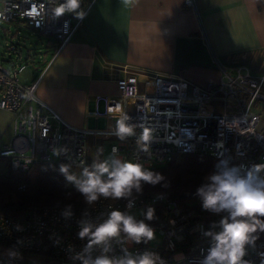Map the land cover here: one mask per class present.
<instances>
[{
    "label": "built area",
    "instance_id": "built-area-1",
    "mask_svg": "<svg viewBox=\"0 0 264 264\" xmlns=\"http://www.w3.org/2000/svg\"><path fill=\"white\" fill-rule=\"evenodd\" d=\"M65 0H0V22L51 38L59 52L80 26L91 0H80L76 12L54 14L53 8ZM35 7L36 11L32 9ZM187 11L196 10V0H183ZM7 56L0 60V109L11 114L12 138L0 147V159L11 170L25 171L35 163H57L73 167L86 165L89 149L99 141L111 140L110 151L145 168L162 166L176 156L207 154L242 170L264 164V73L254 74L245 65L226 66L218 57L213 62L220 78L199 84L182 76L123 70L115 78L116 93L102 100V109L93 114L109 122L102 126H74L66 122L37 94L39 77L26 83L19 74L24 69L17 43L6 42ZM7 64V65H5ZM128 117L133 135L124 139L116 134L117 119ZM149 139L141 140L145 130ZM264 176V171L260 173ZM23 188V186H20ZM129 200L133 206L127 207ZM148 207L154 218L145 219ZM113 208L144 220L157 238L138 244L122 238L112 242L110 256L155 253L163 264H202L210 246L204 233L221 214L204 210L191 201L180 204L165 192H152L122 201L101 199L92 206L72 210L47 206L30 208L12 216L0 211V246L23 253L43 254L47 264H80L73 257L88 243L80 239L79 221L106 218ZM218 230V229H216ZM254 245L246 246L247 264H264V232L257 233ZM99 254L97 251L94 255ZM0 264H18L0 256Z\"/></svg>",
    "mask_w": 264,
    "mask_h": 264
},
{
    "label": "crops",
    "instance_id": "crops-1",
    "mask_svg": "<svg viewBox=\"0 0 264 264\" xmlns=\"http://www.w3.org/2000/svg\"><path fill=\"white\" fill-rule=\"evenodd\" d=\"M182 4L91 0L82 23L59 52L53 39L42 37L44 54L21 80L39 77L36 94L59 116L74 126L94 127L109 124L93 114L102 109L96 98L116 93L115 78L124 69L204 84L220 78L216 56L226 66L245 65L254 74L264 73V0H196L194 12ZM20 49L21 62L33 63L28 49ZM11 138V114L0 109V147Z\"/></svg>",
    "mask_w": 264,
    "mask_h": 264
},
{
    "label": "clouds",
    "instance_id": "clouds-1",
    "mask_svg": "<svg viewBox=\"0 0 264 264\" xmlns=\"http://www.w3.org/2000/svg\"><path fill=\"white\" fill-rule=\"evenodd\" d=\"M80 0H65L57 4L54 14L60 16L65 12H76ZM36 11L35 7L32 9ZM83 18V12H76ZM128 117L121 114L117 119L115 134L124 139L133 135V127L126 124ZM149 130L141 135V140L149 139ZM264 164L253 165L242 170L238 166H229L222 161L216 170L204 178L197 188L196 195L202 202V208L214 214H221V219L214 222L211 229L204 233L210 238V246L202 264H247L243 259L246 246L254 245L257 233L264 232ZM60 172L67 182L74 185L85 203L94 205L101 199L119 200L132 196L133 191H142L143 184L156 185L164 177L146 169L142 164L120 158L115 152L101 159L97 155L90 165H83L77 174L69 165H61ZM133 202L129 200L130 209ZM62 215L70 218L73 215L71 205L66 206ZM154 218V209L148 207L145 219ZM80 239L87 238L88 243L73 257L80 264H163L155 253L145 251L133 254L123 249V255L110 256L112 242L122 236L127 241L147 243L154 238V230L144 220H137L126 211L113 208L99 221L85 218L79 221ZM218 229V230H216ZM99 254L94 255V253Z\"/></svg>",
    "mask_w": 264,
    "mask_h": 264
},
{
    "label": "trees",
    "instance_id": "trees-1",
    "mask_svg": "<svg viewBox=\"0 0 264 264\" xmlns=\"http://www.w3.org/2000/svg\"><path fill=\"white\" fill-rule=\"evenodd\" d=\"M219 163L221 161L207 154L188 153L176 156L165 165L146 168L161 174L164 180L156 185L143 184L142 191L137 193L134 190L129 198L152 192H165L180 204L188 201L202 204L196 190L204 182V178L216 170ZM60 167L57 163L43 162L35 163L25 171H14L7 167L5 172H0V211L16 216L30 208H66L71 205L75 211L88 207L74 185H66ZM122 200L125 199L109 201Z\"/></svg>",
    "mask_w": 264,
    "mask_h": 264
},
{
    "label": "rangeland",
    "instance_id": "rangeland-1",
    "mask_svg": "<svg viewBox=\"0 0 264 264\" xmlns=\"http://www.w3.org/2000/svg\"><path fill=\"white\" fill-rule=\"evenodd\" d=\"M21 37L15 36V27L12 24L6 23V22H0V60L6 59V52L4 51L5 43L6 42H14L18 43L20 47L25 51V49H28L30 52V55L32 56L31 61L33 63L25 64L24 63V69L19 74L20 79L24 78L25 75L29 74L31 69L37 64V62H40V58L44 54V41L42 37L37 36L31 31H21ZM41 38V39H39ZM47 57H44V59L49 58V54L46 55ZM24 62V61H23ZM7 65V64H5ZM112 143L111 140L107 139L103 142L98 143V146L96 148H90L89 149V156L87 159L86 165H90L93 162V159L96 158L97 155H100V158H106L109 155H112L109 147ZM7 170V165L5 160L0 159V172H5ZM70 170L76 172L77 174L80 172L81 167H73L70 166ZM65 183L68 186H71L72 184L67 182L65 179ZM154 238H157V235H154ZM153 238V239H154ZM0 256L18 263V264H47L46 262V256L43 254H30V253H23L13 248H7L0 246Z\"/></svg>",
    "mask_w": 264,
    "mask_h": 264
}]
</instances>
